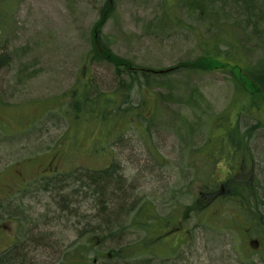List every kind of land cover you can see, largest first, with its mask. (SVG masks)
Returning <instances> with one entry per match:
<instances>
[{"label": "rangeland", "instance_id": "1", "mask_svg": "<svg viewBox=\"0 0 264 264\" xmlns=\"http://www.w3.org/2000/svg\"><path fill=\"white\" fill-rule=\"evenodd\" d=\"M3 55L0 253L264 264V0H0ZM245 151L258 199L203 208Z\"/></svg>", "mask_w": 264, "mask_h": 264}, {"label": "flooded vegetation", "instance_id": "2", "mask_svg": "<svg viewBox=\"0 0 264 264\" xmlns=\"http://www.w3.org/2000/svg\"><path fill=\"white\" fill-rule=\"evenodd\" d=\"M230 160L233 161L232 165L228 164L229 167L233 169L226 171V176L222 180L216 179L213 182H208L205 185V191H200V195L206 197L205 199L210 202L215 199L219 195L225 196L228 199V202L231 201L233 204H236L232 209L239 213L240 215H236L237 218L244 217L245 203L252 202L254 203L255 199H258L256 193L257 185L256 181L253 182V170H254V162L252 159V163L248 159L249 163L246 164V160L243 158H233L230 157ZM263 199H260L261 203L264 204V194ZM241 203V205H240ZM260 217L261 224L264 229V215ZM238 218V219H239ZM245 219V218H244ZM249 236V235H247ZM255 250L258 252H264V247L262 243L258 244L256 241L253 242Z\"/></svg>", "mask_w": 264, "mask_h": 264}, {"label": "trees", "instance_id": "3", "mask_svg": "<svg viewBox=\"0 0 264 264\" xmlns=\"http://www.w3.org/2000/svg\"><path fill=\"white\" fill-rule=\"evenodd\" d=\"M108 4V1L105 2V6ZM103 46L102 43L99 39H94L93 40V49L95 50H102ZM5 58L6 56L3 55L0 57V65L5 63ZM120 63L119 61H115V65L118 66ZM130 63H128V69L121 71L119 69H117V74L118 77L121 76V73H124V75H127L128 77V84L125 83L124 80L119 79V85H125V88L131 87L132 85H134V83L137 81V73H142V74H146L148 79L153 77V74H149L145 69H140V67H134L131 65H129ZM121 72V73H120ZM120 75V76H119ZM264 97V96H263ZM103 100V98H102ZM77 117L79 116L78 114H76ZM142 114H137V116H141ZM232 134L234 135L235 133V142H233V146L234 148H244L246 151H248V148H246L245 146L247 145L246 141H245V137L243 139L242 136H239L238 132L236 130H231ZM244 144V145H243ZM246 154L249 153H239V155H235V158H243L245 156H247ZM104 173H102L101 171L99 173L101 174H106L96 180L94 183L95 184H102L103 180H106L107 176H109L111 174L110 170H103ZM205 171H203L202 173H204ZM100 230V228L98 229ZM98 237V236H97ZM93 238H95L94 236L91 237L90 241H88L87 245L85 247H76V249L70 250L71 253H67V251H63L60 255V258L57 262L53 263V264H93L94 260H96L97 256L99 255V252L97 250H93V244L91 243V240H93ZM89 252H92L94 254L93 258H90L88 256ZM16 253V252H15ZM3 257H0V264H26V260L21 259V257L18 255V253L13 254L12 253H7V254H3ZM92 257V256H91ZM118 257H120L118 255ZM10 259V263H8L7 261ZM3 262V263H1ZM41 264V263H40Z\"/></svg>", "mask_w": 264, "mask_h": 264}, {"label": "bare ground", "instance_id": "4", "mask_svg": "<svg viewBox=\"0 0 264 264\" xmlns=\"http://www.w3.org/2000/svg\"><path fill=\"white\" fill-rule=\"evenodd\" d=\"M24 247V246H23ZM9 252H11V251H9ZM8 251H4L3 253H0V257H3L4 255L3 254H7V253H9ZM23 252V251H22ZM22 252H20V254H19V256L21 257V259H24V260H26V256L27 255H25L24 253H22ZM8 263H10L11 261H10V259L7 261ZM1 263H3V262H1Z\"/></svg>", "mask_w": 264, "mask_h": 264}]
</instances>
